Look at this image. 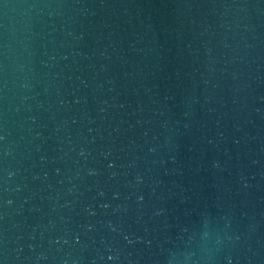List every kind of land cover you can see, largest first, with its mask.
<instances>
[{
  "label": "water",
  "instance_id": "obj_1",
  "mask_svg": "<svg viewBox=\"0 0 264 264\" xmlns=\"http://www.w3.org/2000/svg\"><path fill=\"white\" fill-rule=\"evenodd\" d=\"M0 264H264V0H0Z\"/></svg>",
  "mask_w": 264,
  "mask_h": 264
}]
</instances>
